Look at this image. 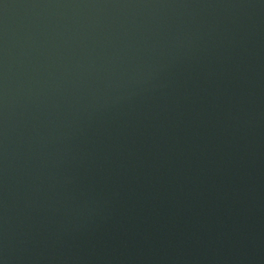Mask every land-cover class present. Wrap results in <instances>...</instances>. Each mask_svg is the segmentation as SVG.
Wrapping results in <instances>:
<instances>
[{
    "label": "water",
    "instance_id": "1",
    "mask_svg": "<svg viewBox=\"0 0 264 264\" xmlns=\"http://www.w3.org/2000/svg\"><path fill=\"white\" fill-rule=\"evenodd\" d=\"M0 264H264V0H0Z\"/></svg>",
    "mask_w": 264,
    "mask_h": 264
}]
</instances>
